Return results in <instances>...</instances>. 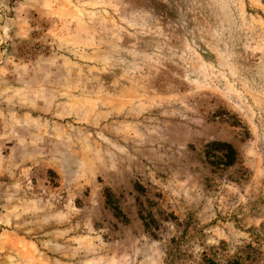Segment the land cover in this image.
<instances>
[{
	"label": "rangeland",
	"instance_id": "1",
	"mask_svg": "<svg viewBox=\"0 0 264 264\" xmlns=\"http://www.w3.org/2000/svg\"><path fill=\"white\" fill-rule=\"evenodd\" d=\"M0 264H264V0H0Z\"/></svg>",
	"mask_w": 264,
	"mask_h": 264
}]
</instances>
